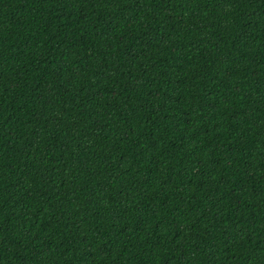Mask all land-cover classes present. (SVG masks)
<instances>
[{"label":"trees","instance_id":"1","mask_svg":"<svg viewBox=\"0 0 264 264\" xmlns=\"http://www.w3.org/2000/svg\"><path fill=\"white\" fill-rule=\"evenodd\" d=\"M0 264H264V0H0Z\"/></svg>","mask_w":264,"mask_h":264}]
</instances>
